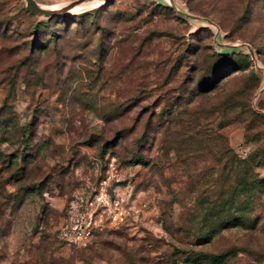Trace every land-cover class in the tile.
<instances>
[{"label": "rangeland", "instance_id": "rangeland-1", "mask_svg": "<svg viewBox=\"0 0 264 264\" xmlns=\"http://www.w3.org/2000/svg\"><path fill=\"white\" fill-rule=\"evenodd\" d=\"M97 8L0 0V264H264V0Z\"/></svg>", "mask_w": 264, "mask_h": 264}, {"label": "water", "instance_id": "water-1", "mask_svg": "<svg viewBox=\"0 0 264 264\" xmlns=\"http://www.w3.org/2000/svg\"><path fill=\"white\" fill-rule=\"evenodd\" d=\"M86 1L88 0H68L62 3L57 8H47V9L37 5V3L34 0H24V5L26 9H28L31 12L41 14L46 17H50V16H60L63 14H68L69 13L68 10H70L72 7L82 4Z\"/></svg>", "mask_w": 264, "mask_h": 264}, {"label": "trees", "instance_id": "trees-1", "mask_svg": "<svg viewBox=\"0 0 264 264\" xmlns=\"http://www.w3.org/2000/svg\"><path fill=\"white\" fill-rule=\"evenodd\" d=\"M159 5V4H158ZM162 6V5H161ZM102 11V8H92L83 12L75 13V14H66L64 17L66 19L68 18L69 20L73 21H88L89 23H92L93 21H96L98 17V13ZM53 16L48 17V19L52 18ZM121 34V33H120Z\"/></svg>", "mask_w": 264, "mask_h": 264}, {"label": "built area", "instance_id": "built-area-1", "mask_svg": "<svg viewBox=\"0 0 264 264\" xmlns=\"http://www.w3.org/2000/svg\"><path fill=\"white\" fill-rule=\"evenodd\" d=\"M107 210V219L110 225L116 226L121 224L125 220L127 212L123 207L113 206L110 208L109 206L107 207Z\"/></svg>", "mask_w": 264, "mask_h": 264}, {"label": "bare ground", "instance_id": "bare-ground-1", "mask_svg": "<svg viewBox=\"0 0 264 264\" xmlns=\"http://www.w3.org/2000/svg\"><path fill=\"white\" fill-rule=\"evenodd\" d=\"M106 1H108V0H88L82 4H79L77 6L72 7L70 10H68V12L70 14L83 12V11L95 8V7L101 5L102 3L106 2ZM64 2H66V1H64ZM64 2H61L56 7H52V8H57ZM43 8L47 9L46 7H43Z\"/></svg>", "mask_w": 264, "mask_h": 264}]
</instances>
